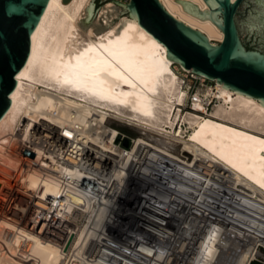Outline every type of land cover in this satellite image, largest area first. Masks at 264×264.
<instances>
[{
    "label": "bare ground",
    "instance_id": "6f19581e",
    "mask_svg": "<svg viewBox=\"0 0 264 264\" xmlns=\"http://www.w3.org/2000/svg\"><path fill=\"white\" fill-rule=\"evenodd\" d=\"M91 1L49 0L0 121V264L166 262L162 246L129 255L111 243L131 177L164 197L151 196L153 202L139 203L133 213L156 237L162 216L195 215L198 225L183 237L197 244L191 264H258L264 99L217 81L213 112L183 114L187 91L167 45L136 13L107 21L101 32L81 25ZM189 1L208 8L205 0ZM160 2L209 41H223L211 19L176 0ZM197 99L201 108L204 100ZM113 116L145 136L121 147Z\"/></svg>",
    "mask_w": 264,
    "mask_h": 264
},
{
    "label": "water",
    "instance_id": "95a60500",
    "mask_svg": "<svg viewBox=\"0 0 264 264\" xmlns=\"http://www.w3.org/2000/svg\"><path fill=\"white\" fill-rule=\"evenodd\" d=\"M203 20L211 19L224 31L222 42L173 16L160 0H130L131 16L168 48L174 62L208 79L224 82L264 99V0H205L208 8L176 0ZM49 0H0V121L12 106L17 73L33 43V31Z\"/></svg>",
    "mask_w": 264,
    "mask_h": 264
},
{
    "label": "built area",
    "instance_id": "2783aa9c",
    "mask_svg": "<svg viewBox=\"0 0 264 264\" xmlns=\"http://www.w3.org/2000/svg\"><path fill=\"white\" fill-rule=\"evenodd\" d=\"M149 188L150 187L147 185L145 186L143 182H137V180H133V177L129 178L125 193L120 198L126 205L125 211L122 209L121 214H118V217L114 219L115 224H113V229L111 231V243L114 250L119 253L125 252L131 255L134 249L139 252L147 253L145 251L146 248L155 250L162 246L168 258L166 262H162V264L193 263L192 257H195V253L198 251L197 244L194 246L193 239H189L192 240L191 243L188 239L183 240V237H188L186 231L198 225V220L194 217L195 215L185 212L177 219L169 216H162V218L158 220L161 225V230L158 234L159 237L149 232L150 228L148 227V223L143 219L134 217L133 213L140 208L137 207L139 203L145 200L146 202L152 201L151 196L154 199L156 198L155 200H157V202H159L158 200H163L164 197L158 196L155 193L152 194ZM182 241L187 242V247H184V249L180 247V242ZM258 247H260L259 249H261L262 252V255L260 254V256L257 257L258 264H264V253L262 250L264 246ZM240 254V249L232 253L233 263ZM134 258L137 260L139 259L136 257ZM143 264H147L146 260Z\"/></svg>",
    "mask_w": 264,
    "mask_h": 264
},
{
    "label": "rangeland",
    "instance_id": "374dc122",
    "mask_svg": "<svg viewBox=\"0 0 264 264\" xmlns=\"http://www.w3.org/2000/svg\"><path fill=\"white\" fill-rule=\"evenodd\" d=\"M128 2H130V0H92V11L89 12L87 10L85 15L80 18V23L84 26H93V28L95 27L96 32H101L102 27H107L110 25L107 21L110 20L109 22L111 24H115L119 22L120 19L126 16H131L126 6ZM108 5H110V7L107 8ZM214 41L219 42L218 40ZM174 69L179 74L183 82V87L187 91L185 102L183 105H181L183 114L198 113L200 115H209L211 112H213L215 107L219 104V98L213 95L212 92V90L217 91V80L208 79L205 76L198 75L191 69H187V71L182 67L181 64L178 63L174 65ZM197 96L204 100L203 106L201 108H199V104L196 102L198 100ZM115 117L116 116L112 117L113 121L110 123V127H115V129L119 130L121 134L120 137L122 140L118 141V145L123 148H132L136 144L138 136L143 134H141V131L137 126ZM182 126L184 130H186L184 136L187 138L188 134L190 133L189 124L183 123ZM182 146L183 145L180 144L179 149H181ZM175 153L180 155L179 151H176ZM262 250L264 253V247Z\"/></svg>",
    "mask_w": 264,
    "mask_h": 264
}]
</instances>
